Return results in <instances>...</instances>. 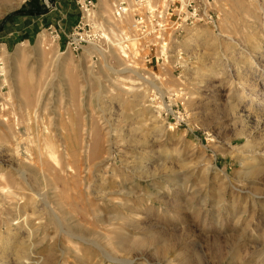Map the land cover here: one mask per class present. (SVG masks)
<instances>
[{
    "label": "rangeland",
    "instance_id": "1",
    "mask_svg": "<svg viewBox=\"0 0 264 264\" xmlns=\"http://www.w3.org/2000/svg\"><path fill=\"white\" fill-rule=\"evenodd\" d=\"M51 1L0 3V184L16 195L0 196V264H264V0H215L216 29L184 28L157 62L102 35L104 55L64 50L61 30L9 39ZM117 1L89 23L114 41L132 21Z\"/></svg>",
    "mask_w": 264,
    "mask_h": 264
},
{
    "label": "built area",
    "instance_id": "2",
    "mask_svg": "<svg viewBox=\"0 0 264 264\" xmlns=\"http://www.w3.org/2000/svg\"><path fill=\"white\" fill-rule=\"evenodd\" d=\"M215 0H133L131 6L126 0L113 4V13L119 18L131 14L129 31L121 42L133 47L137 53H145V59L161 60L168 44L177 42L184 28L205 23L216 29V17L212 11ZM80 12L77 24L66 35L64 50L77 53L89 43H97L101 33L94 30L92 13L96 3L93 0H76ZM55 33V32H53ZM57 36V35H56ZM132 42L134 43L132 46ZM154 52V54L150 55ZM155 51L159 52L155 55Z\"/></svg>",
    "mask_w": 264,
    "mask_h": 264
},
{
    "label": "bare ground",
    "instance_id": "3",
    "mask_svg": "<svg viewBox=\"0 0 264 264\" xmlns=\"http://www.w3.org/2000/svg\"><path fill=\"white\" fill-rule=\"evenodd\" d=\"M6 0H0V3H2V5H4L5 3H7V2H5ZM9 4H11V3H9ZM6 5V4H5ZM9 6H11V5H9ZM128 14H130V13H128ZM127 14H125L124 16H122V17H119V18H115L117 21H121L124 17H126V18H128L127 16H126ZM131 15V14H130ZM93 16V15H92ZM92 20V19H91ZM93 21V20H92ZM92 23V22H91ZM109 23H111V22H109ZM117 23V22H116ZM112 24V23H111ZM122 24V23H121ZM113 25V24H112ZM114 25H116V24H114ZM120 26V25H119ZM99 27H100V29L102 30V33H101V35L103 36V38H104V41H105V43L106 44H108V47H109V45L111 46V48H115V49H117V51L116 50H114L116 53L117 52H120L124 57H127V55H131L132 57H133V54L134 55H136V53H135V50L133 49V47H125L123 44H122V42H121V38L123 37V35H125L126 34V32H124V33H122L121 32V34L118 36L119 37V39H118V41H114L113 39H111L110 37L111 36H109L108 34H111V33H107L106 31H105V29L104 28H102V26L101 25H99ZM117 27H118V25H117ZM121 29V28H120ZM98 30V29H97ZM113 34V33H112ZM116 35V34H115ZM115 35H114V37H115ZM116 39V38H115ZM89 44H91V46L89 47V49H93L94 51H97L100 55H104L105 53H106V50L107 49H104L102 46H100L98 43H89ZM133 42H132V46H133ZM23 47V46H22ZM21 48V47H20ZM110 48V47H109ZM19 49V48H18ZM20 50V49H19ZM23 50V49H22ZM58 51V50H57ZM23 52V51H22ZM119 53V54H120ZM56 54H58L57 52H56ZM55 54V55H56ZM137 54H138V52H137ZM143 54H145V53H143ZM4 55V54H3ZM121 56V55H120ZM138 56H140L139 54H138ZM59 57V56H58ZM122 57V56H121ZM124 69H127V70H130L131 72H133V73H136V74H138V69H136V67H134V66H132L131 64L130 65H126L125 66V68ZM123 69V70H124ZM2 75H3V73H2ZM4 78V77H3ZM2 78V79H3ZM1 79V80H2ZM0 80V81H1ZM5 80V79H4ZM3 80V81H4ZM3 81H1L0 82V85H2L4 82ZM175 90V89H174ZM174 90H173V92H174ZM174 94H177V93H175L174 92ZM2 97V96H1ZM38 100H40L39 99V97L37 98V101L36 102H38ZM8 102V101H7ZM4 105V104H3ZM7 105V104H6ZM6 105H5V107H6ZM11 106H13L12 104H11ZM36 107V106H35ZM6 109V108H5ZM10 110V109H9ZM36 110L34 109V111H33V113L32 114H34V116H33V119H34V122L36 123H38V116L36 115ZM1 115V114H0ZM3 120V119H2ZM2 120H1V122H2ZM7 123V124H6ZM7 125L6 126V128L8 129L9 128V125H11L10 123H9V121H8V119H5V121H4V125ZM44 128V127H43ZM12 129V128H11ZM8 131H9V129H8ZM10 134V133H9ZM10 137H14L13 136V133H11L10 134ZM18 150L19 149H17V150H15V151H17L18 152ZM14 151V150H13ZM43 151H45V155L44 156H48L52 161H54L55 163H56V165H58V166H60V162H58V161H61L60 159L58 160V158H61V157H58V155L56 154V151L54 150V147L50 144V143H45L44 144V149H43ZM15 153L16 155L18 154V153ZM38 155H39V157L42 159V155H43V152H42V149L39 147V149H38ZM47 157V158H48ZM66 158V157H65ZM32 159V158H31ZM40 161V160H39ZM26 162H28V161H26ZM41 162V165H43V163H44V161L42 162V160L40 161ZM21 163V162H20ZM53 163V162H52ZM69 165V164H68ZM25 166V165H24ZM29 166V165H28ZM65 165H63V167H64ZM26 167V166H25ZM30 167V166H29ZM69 167H71V166H69ZM23 168V167H22ZM60 168H61V166H60ZM66 168V167H65ZM61 170V169H60ZM73 171V170H72ZM250 171H251V169H250ZM254 171V170H253ZM253 171H251V172H253ZM56 173V172H55ZM1 174V173H0ZM3 174V173H2ZM41 175V174H40ZM2 175H0V177H1ZM5 177V176H4ZM11 178V177H10ZM1 179V178H0ZM5 181V180H4ZM2 185V186H1ZM4 184H0V196H3V197H6V198H13L14 196H16V195H14V190L13 189H11L13 186L12 185H5V186H3ZM18 188V187H17ZM5 198V199H6ZM7 200V199H6ZM12 200V199H11ZM82 207V206H81ZM63 232V231H62ZM77 238V237H76ZM134 241V240H133ZM123 242V241H122ZM125 242V241H124ZM146 242V241H145ZM134 243H136V242H134ZM122 244V243H121ZM120 244V245H121ZM124 246V245H123ZM129 246V245H128ZM125 247H126V245H125ZM124 247V248H125ZM130 247H131V245H130ZM164 248V247H163ZM130 249V248H129ZM166 249V248H165ZM126 250H128V249H126ZM130 251V250H129ZM163 251V250H162Z\"/></svg>",
    "mask_w": 264,
    "mask_h": 264
},
{
    "label": "crops",
    "instance_id": "4",
    "mask_svg": "<svg viewBox=\"0 0 264 264\" xmlns=\"http://www.w3.org/2000/svg\"><path fill=\"white\" fill-rule=\"evenodd\" d=\"M93 1L98 5L100 0H93ZM51 3L52 4L49 7L46 5V11L44 12V14H41L37 17H31L32 19L30 21H27V24L25 27H22V28L17 27L16 29H14L12 33L9 35L10 37L9 39H11V37L18 36L20 37L19 39H23V37H25L26 41H29L32 38V36H34V33L41 29L50 30V33L55 32L56 35L58 36L57 34L58 30L59 31L61 30L62 38H63L61 44L64 45L65 40H66V35L69 34L70 31H72V29L78 22L79 14L77 16L76 22L71 25L69 30L68 29L63 30L64 27H66L63 19L67 18L66 13L71 12L72 9L78 10L76 1L75 0H52ZM55 13L60 14L61 16L60 21H63L62 22L63 25L59 24L60 21L52 22L50 20V17L52 16V14H55ZM60 38L61 37H59V41H58L59 44H60ZM9 39L8 40L4 39L5 47L7 43L9 42Z\"/></svg>",
    "mask_w": 264,
    "mask_h": 264
}]
</instances>
